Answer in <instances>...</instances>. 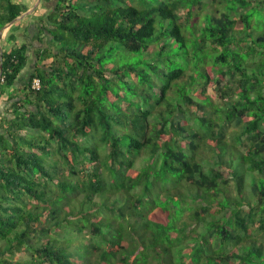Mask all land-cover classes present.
<instances>
[{"label": "trees", "instance_id": "obj_1", "mask_svg": "<svg viewBox=\"0 0 264 264\" xmlns=\"http://www.w3.org/2000/svg\"><path fill=\"white\" fill-rule=\"evenodd\" d=\"M27 10L0 0V264H264V0H56L22 77Z\"/></svg>", "mask_w": 264, "mask_h": 264}, {"label": "crops", "instance_id": "obj_2", "mask_svg": "<svg viewBox=\"0 0 264 264\" xmlns=\"http://www.w3.org/2000/svg\"><path fill=\"white\" fill-rule=\"evenodd\" d=\"M19 3H23L27 6L28 10L27 12L17 21L16 24H18L20 21L22 23L21 29L22 31H17L16 36L21 41H29L32 42L31 47L28 49V53L33 52L35 49L40 48V43L37 40H34L33 38L36 37L37 31L35 29V22L38 18V16L41 14H44L45 12H48L49 8L53 6V3L56 2V0H16ZM39 8L40 11L34 12L33 11L36 8ZM47 10V11H45ZM33 13V14H32ZM29 15V17H27ZM27 17V18H26ZM11 25H9L5 31L2 34V39L5 38L6 33L8 32V29Z\"/></svg>", "mask_w": 264, "mask_h": 264}, {"label": "rangeland", "instance_id": "obj_3", "mask_svg": "<svg viewBox=\"0 0 264 264\" xmlns=\"http://www.w3.org/2000/svg\"><path fill=\"white\" fill-rule=\"evenodd\" d=\"M31 54H29L31 57L29 58V62L26 66V69L23 71L22 77H24V75L28 72V70L32 69L33 67V63L36 61L35 56L33 55V52H30ZM216 101H218L217 99H215ZM1 102V101H0ZM8 107V106H7ZM8 109L6 108L4 103H0V115L2 114V111H7ZM84 142H88V140H83ZM149 162V160L147 159V157L145 155H141L136 159V167L142 168L144 165H146ZM23 256L20 254H17L15 256V258H22Z\"/></svg>", "mask_w": 264, "mask_h": 264}, {"label": "built area", "instance_id": "obj_4", "mask_svg": "<svg viewBox=\"0 0 264 264\" xmlns=\"http://www.w3.org/2000/svg\"><path fill=\"white\" fill-rule=\"evenodd\" d=\"M34 86H38V81L37 80L34 81Z\"/></svg>", "mask_w": 264, "mask_h": 264}, {"label": "water", "instance_id": "obj_5", "mask_svg": "<svg viewBox=\"0 0 264 264\" xmlns=\"http://www.w3.org/2000/svg\"><path fill=\"white\" fill-rule=\"evenodd\" d=\"M0 69H1V66H0Z\"/></svg>", "mask_w": 264, "mask_h": 264}]
</instances>
